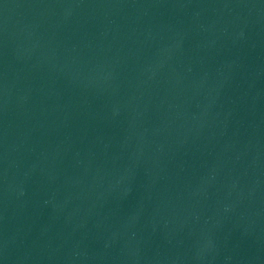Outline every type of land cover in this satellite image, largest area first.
<instances>
[{
	"label": "water",
	"instance_id": "water-1",
	"mask_svg": "<svg viewBox=\"0 0 264 264\" xmlns=\"http://www.w3.org/2000/svg\"><path fill=\"white\" fill-rule=\"evenodd\" d=\"M0 264H264V0H0Z\"/></svg>",
	"mask_w": 264,
	"mask_h": 264
}]
</instances>
